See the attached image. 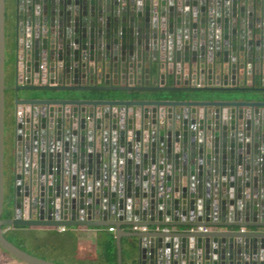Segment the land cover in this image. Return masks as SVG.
<instances>
[{
  "label": "water",
  "instance_id": "1",
  "mask_svg": "<svg viewBox=\"0 0 264 264\" xmlns=\"http://www.w3.org/2000/svg\"><path fill=\"white\" fill-rule=\"evenodd\" d=\"M15 17L11 217L2 220L0 0L4 253L53 264L2 228L113 227L117 264L124 238L138 241V264H264V0H16ZM152 91L225 97L114 95ZM132 227L148 231H123Z\"/></svg>",
  "mask_w": 264,
  "mask_h": 264
},
{
  "label": "crops",
  "instance_id": "2",
  "mask_svg": "<svg viewBox=\"0 0 264 264\" xmlns=\"http://www.w3.org/2000/svg\"><path fill=\"white\" fill-rule=\"evenodd\" d=\"M260 0H258L259 2ZM24 19H26L24 17ZM250 82V81H249ZM91 86V85H88ZM100 86H104L103 82L100 84ZM119 86V85H118ZM151 86V83L148 85ZM166 86H171V84H167ZM183 86V85H181ZM246 86H252L251 83L244 84L242 87ZM119 94H126L124 97H127L128 93H114V95L121 96ZM91 96L90 94H88ZM87 95V96H88ZM113 95V96H114ZM198 96L208 97V96H219L220 94L217 93L213 95L212 93H191V92H182V96H180L177 99H182L189 96L190 98ZM222 95V94H221ZM96 96L97 93H96ZM112 97V95H110ZM109 96V97H110ZM123 97V95L121 96ZM123 97V98H124ZM22 99L21 97H19ZM167 100V99H166ZM171 100H176V98H171ZM95 220L97 221L98 218L96 217ZM100 220V219H99ZM111 221H114L112 218ZM109 228H70L66 229L64 233H59L55 229H30V231H33L35 233V236L38 241L42 242L44 245H49L50 243L47 240H44L46 236L44 234H55L57 237H60L63 239L64 245L61 246H54L53 247V258L57 259L59 263H55L52 261H48L53 264H105L104 259L106 257L103 255L102 247L104 246L108 235L110 234L115 239V233H110L108 231ZM124 232H132L131 228H123ZM212 232V230H209ZM217 231H225V230H216ZM240 231V230H236ZM248 233H259V230L257 229H246L245 230ZM129 239H122L121 241V247L126 252L125 257H123L124 262L123 264H138V255H132L129 253L127 247L129 243ZM66 249H71V253L69 251H66ZM71 256V257H70ZM122 259V257H121ZM0 264H23L16 259L10 257L6 253H4L0 249Z\"/></svg>",
  "mask_w": 264,
  "mask_h": 264
},
{
  "label": "trees",
  "instance_id": "3",
  "mask_svg": "<svg viewBox=\"0 0 264 264\" xmlns=\"http://www.w3.org/2000/svg\"><path fill=\"white\" fill-rule=\"evenodd\" d=\"M16 0H5V60L6 55L9 51L15 52V40H16ZM8 67L5 61V75H4V84H6V74L8 72ZM112 94V93H111ZM111 94H106L107 96ZM105 95V94H104ZM105 95V96H106ZM119 95H126V94H119ZM134 99H146L150 100L154 99H171V98H179L182 96V92H175V91H152V92H145V93H130L127 94ZM5 98V93H4ZM5 147H4V183L6 178L9 181H12V168H13V161H12V154H13V147L11 143L4 140ZM12 161V164H11ZM11 164V165H10ZM11 189V188H10ZM12 192V190H11ZM12 194V193H11ZM11 198L9 202H7V207L5 210V203H4V211L2 215V220L10 219L11 217ZM10 206V207H9ZM30 229H37V228H17L13 227L10 229L2 228L4 232V237L6 240L11 243L13 246L21 250L22 252L40 259L45 260L42 257L37 255V252L44 248V244L37 240L35 233L30 231ZM51 230V229H50ZM54 230V229H53ZM107 240L102 247L103 255L106 257L104 259L105 264H117V250H116V242L115 239L110 235L107 234ZM122 241V240H121ZM129 245L127 247L128 251L132 255H136L138 252V241L136 239H129ZM31 248L32 252L28 249ZM122 264L124 262L123 257H125V251L122 249Z\"/></svg>",
  "mask_w": 264,
  "mask_h": 264
},
{
  "label": "rangeland",
  "instance_id": "4",
  "mask_svg": "<svg viewBox=\"0 0 264 264\" xmlns=\"http://www.w3.org/2000/svg\"><path fill=\"white\" fill-rule=\"evenodd\" d=\"M15 44V43H14ZM6 64L8 67V72L6 74V84H5V139L7 142L11 143V146L13 147V126H14V104H15V92L13 90L14 87V75H15V68H14V53L13 51H9L6 55ZM217 93H213L215 95ZM18 97H23V93L18 92ZM221 95V94H220ZM223 97L225 95L222 94ZM13 161V157H12ZM11 161V164H12ZM10 164V165H11ZM11 188V189H10ZM11 190H12V181H9L7 178L4 183V197H5V210L7 207V202H9V199L11 198ZM11 205V204H10ZM10 207V206H9ZM46 238L44 240H47L50 244L44 246L40 251L37 252V255L39 257L44 258V261H52L55 263H59L57 259L53 258V247L54 246H61L64 245V242L62 238L57 237L55 234H44ZM32 252L31 248L28 249ZM66 251H69L71 253V249H66ZM71 257V256H70Z\"/></svg>",
  "mask_w": 264,
  "mask_h": 264
},
{
  "label": "built area",
  "instance_id": "5",
  "mask_svg": "<svg viewBox=\"0 0 264 264\" xmlns=\"http://www.w3.org/2000/svg\"><path fill=\"white\" fill-rule=\"evenodd\" d=\"M200 86V85H198ZM108 231L110 233H115V229L113 227H108ZM67 228L64 227H58L55 230L58 231L59 233H64L66 231ZM132 232H136V233H146L148 231V229L146 227H132L131 228ZM202 232L207 233L208 229H201Z\"/></svg>",
  "mask_w": 264,
  "mask_h": 264
},
{
  "label": "flooded vegetation",
  "instance_id": "6",
  "mask_svg": "<svg viewBox=\"0 0 264 264\" xmlns=\"http://www.w3.org/2000/svg\"><path fill=\"white\" fill-rule=\"evenodd\" d=\"M15 15H16V13H15ZM15 42H16V40H15ZM15 52H16V43H15ZM15 52H14V57H15ZM17 97H18V95H17ZM18 99H20V98L18 97Z\"/></svg>",
  "mask_w": 264,
  "mask_h": 264
}]
</instances>
